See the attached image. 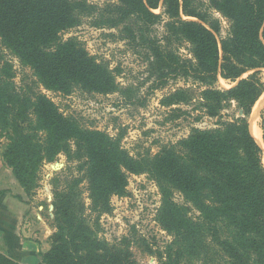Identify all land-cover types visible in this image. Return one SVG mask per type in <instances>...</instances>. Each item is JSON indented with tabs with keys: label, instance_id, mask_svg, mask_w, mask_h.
Masks as SVG:
<instances>
[{
	"label": "trees",
	"instance_id": "16d2710c",
	"mask_svg": "<svg viewBox=\"0 0 264 264\" xmlns=\"http://www.w3.org/2000/svg\"><path fill=\"white\" fill-rule=\"evenodd\" d=\"M84 19L94 29L114 31L104 37L142 57L146 77L139 86L150 82L147 89L154 91L185 84L159 100L166 120L193 111L197 121L216 120L212 128H193L156 153L134 158L121 145L123 132L114 137L60 111L40 88L62 97L118 93L125 104L144 106L138 88L117 82L118 68L91 55L77 38H64ZM8 57L32 79L17 85ZM262 69L264 0H112L102 7L87 0H0L3 159L25 192L60 156L68 169L65 178L52 179L55 232L39 264H136L126 243L109 246L97 231L99 217L112 211L111 198L126 193L128 176L143 174L160 194L157 221L174 237L159 264L184 258L264 264L263 153L249 123L264 93ZM219 79L235 86L222 89ZM231 107L234 115H225ZM259 129L264 143V109ZM0 264L18 263L0 252Z\"/></svg>",
	"mask_w": 264,
	"mask_h": 264
},
{
	"label": "rangeland",
	"instance_id": "374dc122",
	"mask_svg": "<svg viewBox=\"0 0 264 264\" xmlns=\"http://www.w3.org/2000/svg\"><path fill=\"white\" fill-rule=\"evenodd\" d=\"M87 1L102 7L112 0ZM154 12L158 14L160 11ZM215 16L220 18L217 14ZM222 27L225 31V21H223ZM155 29L158 35L163 32L161 25ZM109 32L114 31L94 29L90 25V20L84 19L81 26L65 34L64 38H77L91 55L100 61L107 62L113 69L118 68L117 82L120 83V86L132 85V87L138 88L134 89L135 95L140 98L139 102L142 101L144 106L139 103L135 105L125 104L122 99L124 96L118 93L100 96L75 91L67 97H62L40 88L59 107L60 111L79 119L86 127L105 131L111 136L115 137L123 132L121 145L134 158L140 157L139 154L156 153L160 147L188 136L193 128H212L216 120L202 119L197 121V112L193 111H190V115L182 116L179 119L166 120L167 109L159 105V100L173 88L185 87V84L182 81L177 84L170 83L165 89L154 91L147 89L150 82L142 87L139 86L146 77L144 60L140 55L128 49L124 42L104 37V34ZM179 53L182 56L186 55V44L179 47ZM8 59L15 70V83L17 85L22 83L24 77L32 79L28 69L22 68L15 59L10 57ZM244 77L246 75L242 78ZM261 77L264 81V69L261 70ZM218 85L222 89H230L235 86V84H230L222 79H219ZM259 103L257 110L258 126L260 113L264 109V95ZM182 107L190 110V107L185 105ZM223 113L234 115L235 111L231 107ZM3 152L4 147L2 145L0 146V189L9 188L15 193L18 191L24 193V198L33 210L32 216L29 218L30 228L37 229L39 225L43 227L44 235L49 237L47 243H49L50 248L51 237L55 232L52 179L56 175H59L60 178L68 176L66 159L60 156L55 163L44 165L38 173L40 180H38L37 186L30 189L29 192H25L16 181L11 168L5 163ZM86 195L85 192V198ZM176 200L181 202L179 196L176 197ZM86 202H88L87 199ZM111 206L110 214H103L99 217L97 238L109 246L121 247L126 243L131 260L135 261L136 264H159L161 256L163 259L164 253L173 242L174 237L161 228L157 221V211L161 206V199L154 181L144 174L129 175L126 193L122 196H113ZM92 217L95 218V216ZM42 229L39 228L38 230ZM179 264H200V262L184 258Z\"/></svg>",
	"mask_w": 264,
	"mask_h": 264
},
{
	"label": "crops",
	"instance_id": "0c3cea01",
	"mask_svg": "<svg viewBox=\"0 0 264 264\" xmlns=\"http://www.w3.org/2000/svg\"><path fill=\"white\" fill-rule=\"evenodd\" d=\"M32 213L22 191L0 189V252L18 264H39L49 250L43 227L30 228Z\"/></svg>",
	"mask_w": 264,
	"mask_h": 264
},
{
	"label": "bare ground",
	"instance_id": "6f19581e",
	"mask_svg": "<svg viewBox=\"0 0 264 264\" xmlns=\"http://www.w3.org/2000/svg\"><path fill=\"white\" fill-rule=\"evenodd\" d=\"M263 95H264V93L259 98V100L256 102V104L253 108V113H252L251 121H250V132L263 151V165H264V145L262 143L261 132L258 128L259 126H258V113H257V110L259 108L258 106L260 104L259 102H260L261 98L263 97Z\"/></svg>",
	"mask_w": 264,
	"mask_h": 264
},
{
	"label": "water",
	"instance_id": "95a60500",
	"mask_svg": "<svg viewBox=\"0 0 264 264\" xmlns=\"http://www.w3.org/2000/svg\"><path fill=\"white\" fill-rule=\"evenodd\" d=\"M262 143H263V140H262ZM264 144V143H263Z\"/></svg>",
	"mask_w": 264,
	"mask_h": 264
}]
</instances>
